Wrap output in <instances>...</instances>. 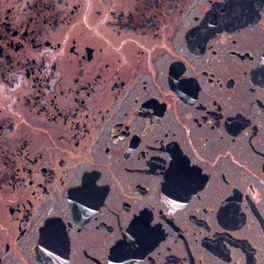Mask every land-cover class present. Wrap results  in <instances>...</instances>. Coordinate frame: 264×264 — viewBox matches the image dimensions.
Listing matches in <instances>:
<instances>
[{
  "label": "flooded vegetation",
  "instance_id": "flooded-vegetation-1",
  "mask_svg": "<svg viewBox=\"0 0 264 264\" xmlns=\"http://www.w3.org/2000/svg\"><path fill=\"white\" fill-rule=\"evenodd\" d=\"M260 69L264 0H0V264H264Z\"/></svg>",
  "mask_w": 264,
  "mask_h": 264
},
{
  "label": "snow or ice",
  "instance_id": "snow-or-ice-1",
  "mask_svg": "<svg viewBox=\"0 0 264 264\" xmlns=\"http://www.w3.org/2000/svg\"><path fill=\"white\" fill-rule=\"evenodd\" d=\"M260 73H261V76L264 77V69H260ZM88 188H89V181H88V178H85L83 190L87 191ZM49 228L51 229L53 233H55L57 230L56 221H50Z\"/></svg>",
  "mask_w": 264,
  "mask_h": 264
}]
</instances>
